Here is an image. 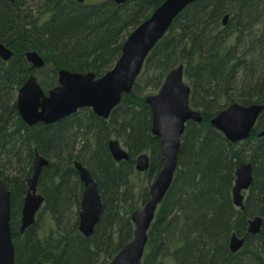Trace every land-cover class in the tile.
I'll use <instances>...</instances> for the list:
<instances>
[{"label":"trees","instance_id":"obj_1","mask_svg":"<svg viewBox=\"0 0 264 264\" xmlns=\"http://www.w3.org/2000/svg\"><path fill=\"white\" fill-rule=\"evenodd\" d=\"M163 1L0 0V42L15 51L9 61L0 57V176L11 192L16 264H109L132 241L131 214L148 200L147 184L162 161L145 99L180 64L191 106L202 111L203 121L187 124L174 182L149 229L142 264H264V221L259 236L248 233L250 218H264V110L256 129L237 143L210 123L232 103L264 104V0H196L187 6L107 119L87 107L49 125L29 126L19 115L16 94L31 74L46 92L58 84L61 69L102 76L127 36ZM27 51L40 54L44 66L32 69ZM113 138L128 160H114L108 147ZM36 150L50 160L37 186L44 203L21 232ZM142 153L152 157L143 173L135 167ZM76 160L91 170L104 202L88 238L78 229L83 184ZM244 161L253 165L254 183L238 208L232 191ZM234 233L246 238L236 253L229 247Z\"/></svg>","mask_w":264,"mask_h":264},{"label":"water","instance_id":"obj_2","mask_svg":"<svg viewBox=\"0 0 264 264\" xmlns=\"http://www.w3.org/2000/svg\"><path fill=\"white\" fill-rule=\"evenodd\" d=\"M85 2V0H77ZM118 4L128 0H112ZM196 0H165L151 15L136 27L125 39L121 55L114 66L102 76L93 72L78 73L61 69L58 84L47 93L36 75L31 74L17 94V109L29 126L39 123L54 124L82 108H91L101 118H109L124 95L129 94L142 72L145 61L155 45L164 37L173 21ZM226 15L223 23L226 24ZM14 52L0 44V57L7 61ZM32 68H41L45 61L36 51L26 53ZM191 86L184 79V65L174 67L166 76L160 90L146 97L145 102L152 114V134L160 138L163 168L149 186V199L145 205L133 211L134 236L110 261L109 264H142L149 238V229L157 210L169 191L174 173L179 165V152L188 122L203 121L201 110L190 104ZM264 110V104L244 105L232 103L214 116L210 123L233 142L246 140L255 128ZM264 136V131L259 133ZM108 147L116 161L128 160V151L116 139L109 140ZM49 160L37 155L33 165V176L29 179L28 190L21 209V232L34 224L37 213L44 203V196L38 191V181ZM152 157L149 153L137 156L136 169L144 172L150 169ZM83 184L78 229L85 237H91L98 225L104 208L99 184L91 170L81 161L74 162ZM253 165L241 162L237 168L233 188V202L243 207V192L252 185ZM264 200V196H263ZM11 192L0 177V264H16L15 245L11 231ZM264 218L261 215L249 219L248 233L261 232ZM245 237L234 233L229 247L233 253L241 250ZM264 243V242H263ZM43 264V263H40Z\"/></svg>","mask_w":264,"mask_h":264},{"label":"bare ground","instance_id":"obj_3","mask_svg":"<svg viewBox=\"0 0 264 264\" xmlns=\"http://www.w3.org/2000/svg\"><path fill=\"white\" fill-rule=\"evenodd\" d=\"M7 1H14V0H7ZM0 44H4V43H2V42H0ZM8 49H11L13 52H14V55H15V51H14V49H12V48H10L9 46H7L6 44H4ZM27 52H29V51H27ZM26 52V53H27ZM26 53H25V56H26ZM14 57V56H13ZM2 59V58H1ZM3 60V59H2ZM10 60V59H9ZM9 60H7V61H9ZM5 61V60H4ZM235 103H238V102H235ZM226 108V107H225ZM225 108H223V109H225ZM222 109V110H223ZM114 139H116V140H118L117 138H114ZM119 141V140H118ZM239 142H241V141H239ZM109 143V142H108ZM37 155H40V156H44L45 158H47L44 154H41L40 152H38L37 150L35 151V155H34V158H33V163H32V165H34V161H35V159H36V156ZM130 156V155H129ZM48 160H49V158H47ZM136 159H137V157H136ZM115 160V159H114ZM50 161V160H49ZM116 161V160H115ZM75 162V161H74ZM117 162H119V161H117ZM152 164V163H151ZM135 167H136V162H135ZM151 168V167H150ZM162 168H163V162L161 161V165L159 164L158 165V167L155 169V170H157V171H155V173H154V178L150 181L151 182V184H152V182L154 181V179L159 175V173L161 172V170H162ZM176 171H177V169H176ZM175 175H176V172L174 173V178H175ZM33 176V172H32V175L29 177V179L31 178ZM1 177V176H0ZM1 179H2V177H1ZM29 179H28V182H29ZM3 180V179H2ZM173 182H174V179H173ZM173 182H172V184H173ZM172 186V185H171ZM171 188V187H170ZM170 190V189H169ZM83 191V190H82ZM168 193V192H167ZM167 195V194H166ZM149 199V198H148ZM148 201V200H147ZM146 201V202H147ZM145 202V203H146ZM145 203L143 204V206L145 205ZM261 233V232H260ZM260 233H258V234H256L257 236H259L260 235ZM252 235V234H251ZM256 235H253V236H256ZM263 241H264V239H263ZM40 263H43V262H38V263H36V264H40ZM43 264H45V263H43Z\"/></svg>","mask_w":264,"mask_h":264},{"label":"rangeland","instance_id":"obj_4","mask_svg":"<svg viewBox=\"0 0 264 264\" xmlns=\"http://www.w3.org/2000/svg\"><path fill=\"white\" fill-rule=\"evenodd\" d=\"M157 93V92H156ZM156 93H154V94H156ZM18 94V93H17ZM17 94H16V96H17ZM140 178L143 180L144 178H145V176L144 175H141L140 176ZM150 184H151V182H148V187L150 186ZM143 207V204H141L139 207H137V209H140V208H142ZM249 264H252V263H249Z\"/></svg>","mask_w":264,"mask_h":264},{"label":"flooded vegetation","instance_id":"obj_5","mask_svg":"<svg viewBox=\"0 0 264 264\" xmlns=\"http://www.w3.org/2000/svg\"><path fill=\"white\" fill-rule=\"evenodd\" d=\"M255 129H256V128H255ZM253 176H254V173H253ZM253 183H254V179H253L252 185H253ZM252 185L249 187V189H247V190H245V191L243 192L244 197H246V194L250 191ZM233 188H234V187H233ZM244 202H245V201H244Z\"/></svg>","mask_w":264,"mask_h":264}]
</instances>
